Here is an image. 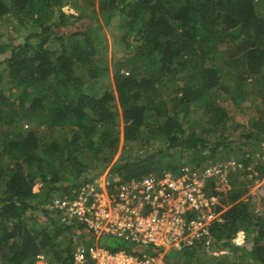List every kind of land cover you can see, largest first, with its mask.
I'll list each match as a JSON object with an SVG mask.
<instances>
[{"label": "trees", "instance_id": "1", "mask_svg": "<svg viewBox=\"0 0 264 264\" xmlns=\"http://www.w3.org/2000/svg\"><path fill=\"white\" fill-rule=\"evenodd\" d=\"M86 1L94 6V0ZM76 2L79 0H0V23L9 20L13 28L9 31L14 33L11 37L6 32L11 36L3 38L0 33V66L8 75L4 83L0 72V125L13 126L46 115L49 130L18 129L4 136L0 144V158L8 159L7 165H0V264H30L36 255L53 247L48 231L28 227L22 216L47 203L56 191L59 174L55 161L75 170L63 184L62 192L68 196L89 176L101 174L87 162L96 158L102 146L116 147L120 139L114 132L135 144L144 133L166 139L164 149H144L112 163L109 169L118 182L176 173L179 167L172 158H182L185 152L197 154L200 163L213 164L215 158L235 152L233 141L211 135L219 126L229 125L230 119L212 102L214 91L221 90L237 101L255 79L261 86L262 107L238 137L240 144L249 140L250 148L264 142V0L261 7L255 0H100L89 14L63 10L65 4ZM115 17L123 20L119 42L126 52L122 59L128 55L145 59L151 68L147 75L115 71L109 84L91 94L87 84L106 71L96 60L105 47L99 43L98 22L107 25ZM182 73L181 84L178 82L182 86L175 90L180 96L170 98L168 106L157 95ZM223 76H233L236 85L223 82ZM9 86L14 93L6 94ZM198 105L204 107L207 126L186 133L183 124ZM64 126L71 127L70 137L57 140L50 130ZM109 163V158L104 160L101 170ZM199 165L194 171L202 167ZM235 173L227 175L230 190L226 194L210 185V191L228 208L222 222L211 225L208 239L215 247L230 249L246 264H264V217L253 218L247 203L240 200L245 188L235 189ZM70 188L76 189L71 193ZM41 213L56 235L67 233L72 239L79 233L88 244L93 241L83 224L62 221L59 211L43 208ZM251 226L255 234L249 248L234 246L235 235L251 232ZM110 238L98 240L110 252L141 254L150 249ZM64 251L63 264H68L70 247ZM194 252L195 248L182 253L190 256Z\"/></svg>", "mask_w": 264, "mask_h": 264}, {"label": "rangeland", "instance_id": "2", "mask_svg": "<svg viewBox=\"0 0 264 264\" xmlns=\"http://www.w3.org/2000/svg\"><path fill=\"white\" fill-rule=\"evenodd\" d=\"M100 0H94V6H92L86 0H79L75 4H65L63 10L67 13H71L74 15H79L81 13H90V10L95 7ZM256 6L261 7L263 0H255ZM123 20L120 17L111 18L107 25L98 22V27L100 29V40L99 43L105 44V47L102 49L99 56L96 57L97 64L101 68L106 67V71L103 72L98 80H91L87 84L86 91L91 94H96L100 91V86L102 84H109L111 80V76L113 72L119 71L125 75H132L133 73H140L147 75L151 66H149L148 62L145 59L139 58H131V56H124L126 50L123 43L119 42V38L122 32L121 25ZM12 28V24L9 20L3 21L0 23V33H3L2 38L10 35L14 36V33L9 31ZM9 32L10 34H6ZM100 46V45H99ZM0 72L2 74L3 82H6L7 72L6 68H2L0 66ZM183 74L177 76L174 80L176 83L170 84L169 88L165 90L162 94L157 95L158 98H162L163 101L168 104L170 98L176 96L177 98L180 96L179 94H175L176 88L181 87V81L183 79ZM222 81L225 83H230L232 87L236 85V81L233 76H223ZM179 82V83H178ZM178 83V84H177ZM5 86V84H4ZM104 87V86H103ZM260 84H258L255 79L251 82L250 85L246 87V94L243 97L237 99H233L232 95H226L221 90H215L212 96V102L223 108L227 113L230 119H228V124L225 127L219 126L216 130V134H211L213 137H227V141H233V150L234 154L228 152L222 156H218L215 158V165L220 166L227 170L228 174L232 171L235 172V175L232 177V181L235 183V189L237 191L243 190L245 188V192L243 193L240 200L247 203L250 214L254 216L253 218H262L264 217V142L256 145V148H250L249 140H242L243 144H240L239 134L242 132L244 128H246L249 124L251 118L255 116L258 109H261L262 104L260 97ZM57 88V87H56ZM110 89V88H109ZM6 94L14 93L15 90L11 89L9 86L8 91L5 89ZM232 93V92H231ZM170 106V104H168ZM197 109L190 111L186 117V123L183 124L184 131L186 133L190 132L192 129L199 131L206 127L207 121H205L206 116L203 115L202 112L204 107L202 105L195 106ZM49 113V109L47 110ZM172 114V112H170ZM46 115H38L34 116L31 121L27 119L23 120L21 123H15L13 126H5L0 125V144L3 142V138L6 135L14 134L18 129H29V128H37L41 132H48L46 126ZM121 122L118 121L119 128H121ZM65 128L59 129L57 127L52 128L50 130L55 136L57 140L68 139L70 137V128L68 126H64ZM69 128V129H68ZM117 133L119 136V142L116 147L108 148L102 146L98 151L96 158H92L88 160V164L93 166L97 171H102L101 174L97 176H89L88 180H98V177L105 176L109 180H117L115 176H113L112 171H110L109 166L119 160L120 158H124L127 156H133L134 154H139L141 150H152L158 151L160 149H164L166 146V139L161 134L148 133L143 134L142 141L138 143H132L123 141L121 139L120 132ZM251 149L250 151H248ZM206 152V151H205ZM171 157V156H170ZM110 159V163L106 166L105 169L101 170V165L103 161L106 159ZM160 158V157H159ZM250 159V160H249ZM8 159L0 158V165L8 164ZM172 163H174L179 168L188 167L194 171V167L198 164L199 166L212 165L211 163H200L202 161H198L197 154H193L191 152H185L182 155V158H178V155L173 156ZM192 160V162H191ZM245 160H249L245 166ZM59 161L54 162L55 168L58 170L59 180L56 182L55 187L56 191L52 193L51 199L45 203L44 205H37L34 209H28L25 214L22 216L23 222L28 226L35 229H44L48 231L50 235V244L53 245L51 248H46L42 254L47 260L56 261L57 263L63 264L66 258V253L64 249L66 246L70 247L72 252L73 248L79 244V233H76L72 239H69V235L67 233H62L59 235L55 234L53 231V227L51 225H46L44 223V217L41 213V209L48 208L52 205V201L55 199H59L62 196H68L64 194L62 191L65 187H63L64 183L67 182V179H70L74 171L71 165H63ZM198 166V167H199ZM198 168L199 172L201 168ZM250 170V171H248ZM247 171L248 173L244 174L243 172ZM250 172V173H249ZM227 174V175H228ZM235 177V178H234ZM228 181V178H227ZM69 186V185H68ZM67 186V187H68ZM219 190L222 193H227L230 190L229 182L223 185L218 186ZM76 188L68 189L69 192L73 193ZM77 192V191H76ZM76 194V193H75ZM74 194V195H75ZM68 196V197H76V196ZM221 205L225 207L226 210L228 206L221 202ZM251 232L244 233L239 231L231 243L237 247L249 248L251 245V239L255 234V229L253 226L250 227ZM113 238H110L109 241H113ZM117 239V238H116ZM210 239V238H209ZM206 239L205 243L199 245L195 248V252L190 256L186 253L176 254L173 251H167L165 253V260L167 264H246V261L240 258L239 256L233 254V252L226 247H215L210 243V240ZM72 240V241H71ZM221 244V243H220ZM144 254L150 255L151 250L146 249L143 252ZM187 256V257H186ZM188 259V260H187Z\"/></svg>", "mask_w": 264, "mask_h": 264}, {"label": "built area", "instance_id": "3", "mask_svg": "<svg viewBox=\"0 0 264 264\" xmlns=\"http://www.w3.org/2000/svg\"><path fill=\"white\" fill-rule=\"evenodd\" d=\"M227 170L215 164L199 172L181 167L176 173L146 175L126 182L105 176L88 180L74 196L52 201L50 209L60 212L61 220L83 224L93 236L87 243L80 238L68 264H167V251L176 254L194 249L209 238L213 223L222 222L225 211L219 185L227 183ZM114 237L151 254L110 252L98 244L100 238ZM30 264H61L42 254Z\"/></svg>", "mask_w": 264, "mask_h": 264}]
</instances>
